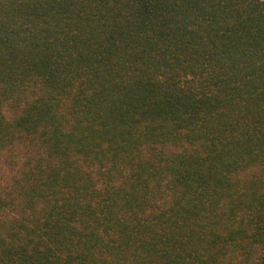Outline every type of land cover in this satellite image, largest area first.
Here are the masks:
<instances>
[{
    "label": "trees",
    "instance_id": "16d2710c",
    "mask_svg": "<svg viewBox=\"0 0 264 264\" xmlns=\"http://www.w3.org/2000/svg\"><path fill=\"white\" fill-rule=\"evenodd\" d=\"M0 264H264V0H0Z\"/></svg>",
    "mask_w": 264,
    "mask_h": 264
}]
</instances>
